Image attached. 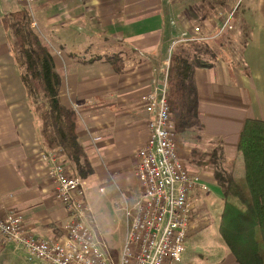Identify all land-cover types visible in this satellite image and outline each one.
<instances>
[{
    "label": "crops",
    "instance_id": "0c3cea01",
    "mask_svg": "<svg viewBox=\"0 0 264 264\" xmlns=\"http://www.w3.org/2000/svg\"><path fill=\"white\" fill-rule=\"evenodd\" d=\"M200 4L201 0H37L29 6L18 0H0V216L10 212L22 215L26 228L39 238L58 239L67 234L69 213L57 197L51 163L40 159L47 151L40 143L2 18L27 7L32 26L45 41L49 38L60 47L53 54L62 80L60 97L78 112L79 141L94 168V173L83 179L89 206L87 222L106 256L119 264L121 257L116 259L107 251L102 233L94 228L87 194L94 193V181L101 183L100 192L112 188L124 193L139 186L135 155L149 135V114L141 96L165 82L167 73L163 72L174 48L189 50L196 43L190 40L194 36L190 21L197 19L195 13L200 8L196 6ZM200 13L208 34L227 16ZM241 16L251 20L242 61H227L221 52L211 67L195 71L204 125L199 139L206 142L207 153L218 150L224 161L237 159L240 164L238 139L245 123L252 120L255 132L264 128V0H249ZM84 51L89 58L79 53ZM114 57L122 59L121 73L114 70ZM180 152L185 160L190 158L186 149ZM191 166L206 185L217 187L221 198L214 166ZM140 194L133 206L126 200L122 207L126 219L127 210L137 207ZM198 237L199 244L203 237ZM186 248L180 264H194L192 250ZM0 264L41 263L29 261L22 249L0 235ZM204 264L239 263L228 250L219 260Z\"/></svg>",
    "mask_w": 264,
    "mask_h": 264
},
{
    "label": "trees",
    "instance_id": "16d2710c",
    "mask_svg": "<svg viewBox=\"0 0 264 264\" xmlns=\"http://www.w3.org/2000/svg\"><path fill=\"white\" fill-rule=\"evenodd\" d=\"M32 23L27 7L2 18L28 106L35 116L40 143L44 150L64 157L71 173L86 179L94 173V168L79 141L80 117L76 109L62 102V80L53 50ZM221 52L219 44L213 49L192 43L189 50H176L171 54L166 75L167 99L178 135L204 128L195 71L211 67V61ZM120 61V57L111 59L118 73L124 70L123 66L116 65ZM238 152L241 160L238 170L233 169L237 159L224 161L218 150L208 154L210 160L200 165L216 167L223 204L219 232L231 253L239 264H264V128L255 132L253 121L248 120L238 139ZM224 162L230 170L221 169Z\"/></svg>",
    "mask_w": 264,
    "mask_h": 264
},
{
    "label": "built area",
    "instance_id": "2783aa9c",
    "mask_svg": "<svg viewBox=\"0 0 264 264\" xmlns=\"http://www.w3.org/2000/svg\"><path fill=\"white\" fill-rule=\"evenodd\" d=\"M31 6L37 0H18ZM233 13L226 16L215 34L193 28L192 41H210L233 28ZM148 118V139L135 155L141 189L134 210H127L125 241L119 264H177L186 253L187 241L198 232L200 201L196 190H208L188 169L180 155L177 133L167 99V82L141 97ZM51 163L56 194L67 208L66 236L37 237L26 228L22 215L0 216V235L22 249L29 261L41 264H114L106 256L96 232L87 222L89 206L84 181L73 175L55 151H43Z\"/></svg>",
    "mask_w": 264,
    "mask_h": 264
},
{
    "label": "rangeland",
    "instance_id": "374dc122",
    "mask_svg": "<svg viewBox=\"0 0 264 264\" xmlns=\"http://www.w3.org/2000/svg\"><path fill=\"white\" fill-rule=\"evenodd\" d=\"M201 1L203 2V4L196 6V8H200L198 9V12L195 13V16L197 15V19L190 21L192 28L200 26L202 27L205 34H208V31L204 29L203 25L205 24V21L200 18L201 11L209 12L211 15H215V17L218 15L222 18L224 15L228 16L233 13V28L229 31H226L222 36L214 40L199 41L196 43L202 44V46L205 47L209 46L214 48H216V45L219 44L223 46L222 55L226 58L227 61L230 60L236 63L241 62L243 59V51L246 44V35L248 34L247 26L251 24V20L246 21L244 17L241 16V13L242 11L244 12L246 7L249 5V0H239L240 3H238V5H236L238 0ZM210 25L213 27L212 22L210 23ZM220 27L221 25L218 28L213 29V31H211V34H215L220 29ZM37 31L39 32L38 29ZM46 41L44 40V42L52 48L53 54L56 53L55 50L58 51L60 49L57 43H54L52 40H49V38L48 41ZM176 49L177 47L172 50V53ZM79 53L84 56L86 52L84 51ZM92 54L93 53L90 54L91 57H93ZM87 57L89 58L88 52L87 54H85V58ZM116 65H120V63H117ZM165 73H167V70L163 72V75H165ZM163 83L164 82H161V85H163ZM161 85H158L157 87ZM200 135H202L200 129L188 130L185 134L181 136L177 134L179 152L180 149H186L188 152L191 153L190 158L186 160L184 158L183 159L190 172L194 175L198 170L195 167L191 166L193 162H195L196 164L199 163L198 165H200L206 160H210L209 157H207V155L210 153H207V148L205 147L206 142L204 143V141H201L199 139ZM180 155H182L181 152ZM220 167L218 168V170L220 169ZM240 167L241 164L240 162H238L235 164L233 169L238 170L240 169ZM213 168L215 170L213 174L216 178L217 170L215 166ZM221 169L230 170L231 168L228 164L224 163L222 164ZM100 185L101 183L99 184L98 182L94 181V193H91L89 191L87 194L91 209L95 217L94 228L98 234L99 232L102 233L101 239L105 243L107 251L109 253L112 252V254L116 256V259H119L121 257V250L125 239L127 223L126 213L125 210L122 209V207L126 205V200L129 201L131 206H133L138 201L141 189L140 186H135L130 190H126L123 193L119 189L114 191L112 188H104V191L102 190L103 192H100ZM216 190L217 187H215L212 183H209L208 190L199 189L195 191L196 197L200 201L197 211V215L199 216L198 232L196 233L197 235L195 234L196 237L193 238V235L191 239H188L186 245V247L188 246V248L192 250V256H190V259L194 260V264H204L205 262H211L212 260H219L223 256V253L226 254L228 253V250L230 251L229 247L222 239L220 232L218 233L223 204L221 198L218 197V193L216 192ZM215 228L217 231L215 230ZM198 235H202L203 237V240L199 244L196 243V241L201 240V237H198ZM226 249L228 250L225 253L224 250Z\"/></svg>",
    "mask_w": 264,
    "mask_h": 264
}]
</instances>
